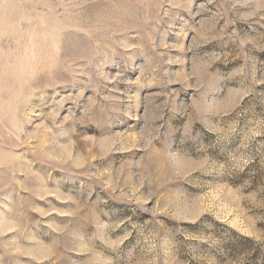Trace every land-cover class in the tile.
Returning <instances> with one entry per match:
<instances>
[{
    "label": "rangeland",
    "instance_id": "1",
    "mask_svg": "<svg viewBox=\"0 0 264 264\" xmlns=\"http://www.w3.org/2000/svg\"><path fill=\"white\" fill-rule=\"evenodd\" d=\"M0 264H264V0H0Z\"/></svg>",
    "mask_w": 264,
    "mask_h": 264
}]
</instances>
